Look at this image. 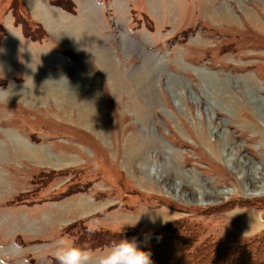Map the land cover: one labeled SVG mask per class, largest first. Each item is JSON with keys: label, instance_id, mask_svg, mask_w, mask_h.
<instances>
[{"label": "rangeland", "instance_id": "374dc122", "mask_svg": "<svg viewBox=\"0 0 264 264\" xmlns=\"http://www.w3.org/2000/svg\"><path fill=\"white\" fill-rule=\"evenodd\" d=\"M119 1L126 14L107 9L97 54L55 35L84 52L66 48L75 67L59 69L46 55L21 62L22 47L7 64L0 52V264H58L62 238L99 257L121 236L135 238L154 264L178 224L198 235L192 250L224 240V249L264 251V195H256L264 193V0ZM1 2L0 26L9 7L24 32L37 25L34 37L42 36L18 0ZM150 57L159 66L143 84L135 73L147 71ZM53 74L71 87L36 89L25 102L13 95ZM22 79L32 80L18 86ZM82 111L93 112L100 129L84 123ZM15 137L44 151H18ZM89 222L100 225L91 237Z\"/></svg>", "mask_w": 264, "mask_h": 264}, {"label": "crops", "instance_id": "0c3cea01", "mask_svg": "<svg viewBox=\"0 0 264 264\" xmlns=\"http://www.w3.org/2000/svg\"><path fill=\"white\" fill-rule=\"evenodd\" d=\"M18 1L20 7L25 8V10L28 11L33 20L37 22L36 24H41L45 32L44 37L41 40L37 41L24 37L20 26L15 24V19L13 16L14 13L9 12L11 10H9L8 7L7 11L4 12L7 13L6 18L3 21L4 27L0 26V31L3 30V33L0 34V52H3L2 62H5L7 64H10L12 62L11 60L14 56L17 57V54L20 53V47H22L27 51L23 52V56H21V59L19 58L20 56L17 57V60H20L21 62H34L35 60H40V62H43L41 59L44 55H46L45 58L49 59V61L55 62L56 60H58L60 62L59 69H64L63 66L66 68L69 65L75 67V61L71 60V58L64 53V50H66V48L71 49L77 55H79V52H81V55H84V52L77 49L75 44L65 46L59 44L54 39L55 35L57 37L64 38L65 40L71 38V40L73 39L74 42L82 43L83 47L89 46L92 50L91 52L95 55L100 52L99 48L97 47V43H99L97 42L98 38L95 36L100 35L96 34L95 31H100L103 34L106 33V12L110 10L112 15H122V13L126 14V12H122L120 10V7H118L120 6L119 0H71L74 6L73 8L76 9L75 12L63 9L62 7L57 5L55 0H39L40 2L37 0L40 5L35 4V6H38L39 8V6L42 5V7H40V9L42 8L41 10H44V14H42V16L41 14L37 16L36 13L38 12L36 11V9H31V7L33 6L31 0ZM186 2L187 0L184 1V3ZM128 5L130 6L131 4L128 2ZM2 6L3 4L0 0V12L2 11ZM91 8L95 9V13L92 16L93 20L90 22L89 15L91 13ZM20 11L22 10L20 9ZM81 12L85 13L84 16H79ZM96 12L98 13L99 21L97 19ZM23 15L27 16L29 19L31 18L24 11ZM46 16L53 18V24H50V20L47 19ZM66 32H71L70 37L66 35L68 34ZM92 53L91 55H93ZM85 55L90 54L86 53ZM79 58L81 59V56ZM47 69L50 71L53 70L52 67ZM35 70L36 69L32 67L31 71L33 73H35ZM8 77L9 79L5 77L3 78L7 79L9 82L15 81L16 79V75H10ZM33 77L35 76H32V78ZM29 80L31 81L32 79ZM30 81L26 80L25 82V79H22L18 86H22L24 82V84H26ZM16 84L18 83L14 82V85ZM47 101L49 102L46 103L51 104L54 100Z\"/></svg>", "mask_w": 264, "mask_h": 264}, {"label": "trees", "instance_id": "16d2710c", "mask_svg": "<svg viewBox=\"0 0 264 264\" xmlns=\"http://www.w3.org/2000/svg\"><path fill=\"white\" fill-rule=\"evenodd\" d=\"M66 1L70 7L73 6L70 0ZM181 226V224H178L175 230L168 235L169 247L167 245L168 241L158 244L154 264H250L251 259L253 260H251L252 264H264L260 261L264 258V251L261 249L255 248L253 253L242 247V245L232 249H229V247L224 249V240L213 244L205 242L201 247L192 250V244L195 243L198 235L188 237L185 234L186 232L180 231ZM236 249L238 250L236 251ZM229 252L231 253L230 259ZM163 256L166 259L163 260Z\"/></svg>", "mask_w": 264, "mask_h": 264}, {"label": "clouds", "instance_id": "9594fccd", "mask_svg": "<svg viewBox=\"0 0 264 264\" xmlns=\"http://www.w3.org/2000/svg\"><path fill=\"white\" fill-rule=\"evenodd\" d=\"M256 195L264 193L258 192ZM136 223L130 226L135 227ZM85 227L90 237L100 230L99 222H89ZM148 239L146 236L145 242ZM54 256L58 264H152L150 251L141 247L135 238L130 240L123 236L112 241L107 251L99 257L93 255V250L62 238L57 242Z\"/></svg>", "mask_w": 264, "mask_h": 264}, {"label": "bare ground", "instance_id": "6f19581e", "mask_svg": "<svg viewBox=\"0 0 264 264\" xmlns=\"http://www.w3.org/2000/svg\"><path fill=\"white\" fill-rule=\"evenodd\" d=\"M39 1V0H38ZM37 0H31V2H32V5H35V4H39V2H38ZM40 5V4H39ZM41 7H42V5H41ZM38 8V7H37ZM36 8V9H37ZM95 8V7H94ZM37 11H38V9H37ZM39 12V11H38ZM49 13V12H48ZM95 13V9L91 12V17L93 16V14ZM40 14V13H39ZM222 15V17H221V19L222 20H230V18H231V16L232 15H230L229 14V18H227L226 17V13H223V14H221ZM50 16H52V15H50ZM47 17V19H49V20H51L52 18L51 17H48V16H46ZM75 34V33H74ZM130 47H133V48H135L136 50H138L140 53H143V54H146L143 50H139V47H138V45H136L134 42H131L130 41ZM127 47H129V46H127ZM127 47H124V49L126 50V51H129L130 49H128ZM145 56V55H144ZM149 61H150V65L148 66V68H147V71L146 72H142V74H141V72H139V71H141L140 69H138V72L137 73H135L137 76H138V79L143 83V84H146V80H147V77H148V75L147 74H149L148 72H152V71H155V70H157V68H158V66H159V61H158V59L157 60H153V57H150V59H149ZM54 75V76H53ZM53 75H51V76H49V75H44V76H40V77H38V80H39V83H38V86H36L33 90H31V91H27V90H18V91H16L15 89L12 91L13 92V95H15L16 97H19L18 95H21V97L23 98V100L25 101L26 99H29L28 97H30V96H32V94L33 93H36L37 92V90L36 89H40V90H43V89H45V88H51V90H54L55 92H57L58 91V88L60 89V90H62V89H68L69 87H71V85L66 81V80H63V78H61V77H58L56 74H53ZM89 78V77H88ZM80 79V78H79ZM83 80H86L85 78L83 79ZM83 80H81V82H82V84H85V82L83 81ZM88 81V80H87ZM87 86V85H86ZM74 87V86H73ZM82 87H83V85H82ZM151 88H153V86L151 85ZM71 89V88H70ZM85 90L86 91H90L89 90V88L88 87H85ZM22 91H24V92H22ZM49 92V91H48ZM54 92V93H55ZM59 92V91H58ZM87 96V95H86ZM87 98H84V100H83V102L81 101V103H84V101H86L87 102V100H86ZM77 101V100H76ZM79 101V100H78ZM86 104L87 103H84L83 105L84 106H86ZM82 105V106H83ZM81 107V106H80ZM92 108H93V112H94V104H93V106H91ZM90 108V107H89ZM93 112H88V114H84V112L82 111L81 113H80V119L84 122V123H87V125L88 126H91L92 128H94V130H96V128H98V129H100V125H98V123H100L99 122V118H97L95 115L93 116ZM98 129H97V131H98ZM13 140L15 141V142H13V145L15 146V148L16 149H18V151H26V149L27 150H29V152H32L33 154H35L36 152H38V153H40V151L41 152H43L44 150L43 149H41L40 150V148H36V147H31V146H28L27 144H25L24 142H23V140L22 139H20V138H18V137H15V138H13ZM22 148H25V149H22ZM32 150V151H31ZM46 153V152H45ZM230 154H232V153H230ZM229 154V162H231L232 163V165H234V166H236V167H240V163L238 162V160L235 158H233L232 157V155H230ZM234 154V153H233ZM46 157H49V155H48V153L45 155ZM45 158V157H44ZM51 158V157H50ZM241 168V167H240ZM240 168H239V170H240ZM151 170L152 171H154V173L156 172L155 171V169H154V167H152L151 168ZM250 171V173L251 174H249V176H247L250 180H256V178H257V175H256V173L258 172H256V170L255 171H253V170H249ZM153 173V172H152ZM238 173H240L239 171H238ZM263 177V176H262ZM1 179V178H0ZM248 179V180H249ZM263 180H264V178H263ZM1 181V180H0ZM3 185H4V183H3ZM1 186V185H0ZM1 189V188H0ZM264 191V184L262 185V191L261 192H263ZM203 195H204V192L203 191H201V193H200V196H201V198L203 197ZM81 204V203H80ZM254 227H257V224H254V223H252V225H249V223H248V225H247V228L248 229H252V228H254Z\"/></svg>", "mask_w": 264, "mask_h": 264}]
</instances>
